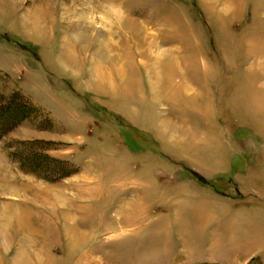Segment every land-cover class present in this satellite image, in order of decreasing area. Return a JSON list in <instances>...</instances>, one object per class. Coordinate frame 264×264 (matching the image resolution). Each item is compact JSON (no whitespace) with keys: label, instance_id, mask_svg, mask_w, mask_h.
<instances>
[{"label":"rangeland","instance_id":"1","mask_svg":"<svg viewBox=\"0 0 264 264\" xmlns=\"http://www.w3.org/2000/svg\"><path fill=\"white\" fill-rule=\"evenodd\" d=\"M0 73L53 119L0 140V264H264V0H1Z\"/></svg>","mask_w":264,"mask_h":264},{"label":"crops","instance_id":"2","mask_svg":"<svg viewBox=\"0 0 264 264\" xmlns=\"http://www.w3.org/2000/svg\"><path fill=\"white\" fill-rule=\"evenodd\" d=\"M0 3H1V0H0ZM36 24H38V26H37V28H38L39 27V23L36 22ZM98 31H99V29H98ZM99 33H100V31H99ZM113 37H112V39H110L111 41H114ZM148 37L150 38V36H147V37H144V39L148 38ZM84 38H85L86 41H90V40L94 39V37L92 35L91 36L88 35L87 37L85 36ZM103 45H105V44H103ZM100 47H103V46L100 45ZM106 48H107L106 50L108 52V53H106V55L108 57L110 56L109 57L110 59L107 61L108 64H109L111 61L113 62L115 60H114V58L112 56V52L110 50V45L106 44ZM69 59H70V61L71 60L75 61L71 56L69 57ZM175 61H176V59H175ZM99 63L101 64V68L103 69V72H105L107 69H109L108 64H107V67H106L103 64L102 61L99 60ZM103 72H102L101 75H98V76H100L102 78L104 75H106ZM93 73H95V72H93V70H91V75H93V76L97 75L96 73L95 74H93ZM116 74H119V72H117ZM182 74H183V72H182ZM186 74L187 73H184L183 75L185 76ZM108 75H110V72H109ZM180 77H181V79H179V83L182 85L181 88H174V89L166 90V88H165L166 74H163V77H162L163 78L162 79V85L163 86H161V88H160V91H159L160 96L158 97L160 104L161 103L165 104L167 101H169V103H171V104H174V102H176L177 99L181 98L185 94V90L189 89V87H190L189 84L192 83V81L189 80L190 81L189 82L188 81L189 78H188V79H186V81L184 80L182 82V75ZM146 79H147V82H148L147 76H146ZM192 85H193V83H192ZM150 88H151V92L152 93H150V92L148 93V99L150 100L151 104H154L153 103V101H155L154 95L157 92V86H156L155 79H153L150 82ZM150 88L148 87V89H150ZM215 109L216 108H214V111H215ZM179 120L182 121V117H179ZM211 121L213 123H210L208 126H206L204 128H199L198 126H194L193 125L194 128H190L189 127L188 129L184 130V133L187 135V137L188 136H194L195 139H196L195 140L194 138H191L192 141H196V144L194 142L190 141L188 143V145L186 146V148L188 149L189 155L186 154L184 156L189 158V159H186L187 163L192 165L194 167V169H192V170L195 173L199 174V175H204L205 171H208V170H206L204 168V166H203L204 164L205 165L208 164L207 166L210 169L208 171V174L216 173V172H218L220 167H222L223 170H224L230 165L231 157H230L229 153H232V154H235V155H239L236 152V149L232 145H229L228 142L224 141V139H223L224 130L222 129L223 125L222 124L221 125L220 124L216 125V122L214 120H211ZM163 126H164V128H166V126H169V124L166 123V124H163ZM198 133L200 135H198ZM135 136H136V139H139L142 135H138V136L134 135V137ZM144 139H145V137L142 140H144ZM202 140L205 141L204 145L202 143ZM209 144L211 146H209ZM221 151L222 152L224 151L226 153V155L224 154V156H222V152ZM198 160L201 161V165H198ZM205 176H207V175L205 174ZM205 179H206V177H205ZM258 231L260 232V230H258ZM255 234H257V233H255ZM244 235H246V233Z\"/></svg>","mask_w":264,"mask_h":264},{"label":"trees","instance_id":"3","mask_svg":"<svg viewBox=\"0 0 264 264\" xmlns=\"http://www.w3.org/2000/svg\"><path fill=\"white\" fill-rule=\"evenodd\" d=\"M6 77L9 76L0 73V140L7 132L24 122L36 125H40L45 119L53 122L46 110L41 109L17 87L10 86L4 80Z\"/></svg>","mask_w":264,"mask_h":264},{"label":"bare ground","instance_id":"4","mask_svg":"<svg viewBox=\"0 0 264 264\" xmlns=\"http://www.w3.org/2000/svg\"><path fill=\"white\" fill-rule=\"evenodd\" d=\"M132 23H133V22H132ZM128 24H130V23H128ZM133 25H134V24H133ZM135 25H136V24H135ZM137 27H138V26H137ZM137 31H138V30H137ZM138 32H139V31H138ZM145 33H146V32H145ZM153 56H154V55H153ZM153 85H154V84H153ZM153 90H154V89H153ZM68 228H69V227H68ZM66 229H67V228H66ZM70 229H71V228H70ZM68 230H69V229H68ZM71 230H72V229H71ZM73 230H74V229H73ZM69 231H70V230H69ZM74 231L77 232L76 230H74ZM75 232H74V233H75ZM70 233H71V232H70ZM72 233H73V232H72ZM75 234H76V233H75ZM75 234H74V235H75ZM77 235H78V234H77ZM78 241H79V240H78ZM74 242H75V240H74ZM78 243H79V242H78ZM72 244H74V243H72Z\"/></svg>","mask_w":264,"mask_h":264}]
</instances>
